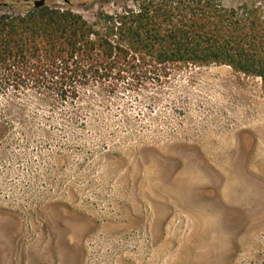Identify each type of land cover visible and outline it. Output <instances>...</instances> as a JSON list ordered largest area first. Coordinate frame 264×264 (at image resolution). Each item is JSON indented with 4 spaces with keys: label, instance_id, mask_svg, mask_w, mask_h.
<instances>
[{
    "label": "rangeland",
    "instance_id": "rangeland-1",
    "mask_svg": "<svg viewBox=\"0 0 264 264\" xmlns=\"http://www.w3.org/2000/svg\"><path fill=\"white\" fill-rule=\"evenodd\" d=\"M40 1L0 0V16ZM220 1L264 15V0ZM44 6L98 26L133 3ZM0 264H264L259 79L210 66L75 103L0 92Z\"/></svg>",
    "mask_w": 264,
    "mask_h": 264
},
{
    "label": "trees",
    "instance_id": "trees-1",
    "mask_svg": "<svg viewBox=\"0 0 264 264\" xmlns=\"http://www.w3.org/2000/svg\"><path fill=\"white\" fill-rule=\"evenodd\" d=\"M132 3L101 14L98 26L47 6L0 16V92L51 93L75 103L80 91L117 87L130 76L161 88L181 72L225 66L259 79L264 93L261 9H226L220 0Z\"/></svg>",
    "mask_w": 264,
    "mask_h": 264
},
{
    "label": "water",
    "instance_id": "water-1",
    "mask_svg": "<svg viewBox=\"0 0 264 264\" xmlns=\"http://www.w3.org/2000/svg\"><path fill=\"white\" fill-rule=\"evenodd\" d=\"M42 6H44V0H41L40 2H37L35 4V8H39V7H42Z\"/></svg>",
    "mask_w": 264,
    "mask_h": 264
}]
</instances>
